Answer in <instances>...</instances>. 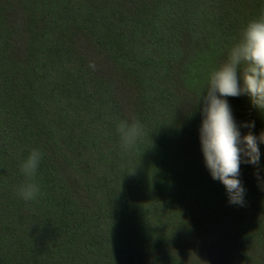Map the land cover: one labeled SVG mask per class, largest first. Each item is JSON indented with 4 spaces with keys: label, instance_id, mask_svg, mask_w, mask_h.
Segmentation results:
<instances>
[{
    "label": "trees",
    "instance_id": "16d2710c",
    "mask_svg": "<svg viewBox=\"0 0 264 264\" xmlns=\"http://www.w3.org/2000/svg\"><path fill=\"white\" fill-rule=\"evenodd\" d=\"M261 14L264 0H0V264H189L191 235L228 222L246 264H264L253 167L240 166L243 206L229 204L198 138L208 74ZM227 99L264 128V110ZM122 121L143 128L128 150Z\"/></svg>",
    "mask_w": 264,
    "mask_h": 264
},
{
    "label": "clouds",
    "instance_id": "9594fccd",
    "mask_svg": "<svg viewBox=\"0 0 264 264\" xmlns=\"http://www.w3.org/2000/svg\"><path fill=\"white\" fill-rule=\"evenodd\" d=\"M241 95L248 98L252 109L264 110V14L243 26L224 62L208 74L207 86L198 100V138L204 166L210 177L224 186L227 202L239 206H243L246 194L240 179L241 164L253 167L257 186L264 191L259 167L264 128L254 133V120L237 121L227 98ZM242 129L247 131L242 133ZM117 131L124 150L134 146L143 134L139 122L122 121ZM41 158L42 153L32 149L20 162L19 170L27 180L17 194L25 201L34 200L38 194V185L31 178Z\"/></svg>",
    "mask_w": 264,
    "mask_h": 264
},
{
    "label": "rangeland",
    "instance_id": "374dc122",
    "mask_svg": "<svg viewBox=\"0 0 264 264\" xmlns=\"http://www.w3.org/2000/svg\"><path fill=\"white\" fill-rule=\"evenodd\" d=\"M237 227L231 222L215 223L203 234L191 235L190 240L195 243L184 244V258L189 264H246L249 249L235 231Z\"/></svg>",
    "mask_w": 264,
    "mask_h": 264
}]
</instances>
